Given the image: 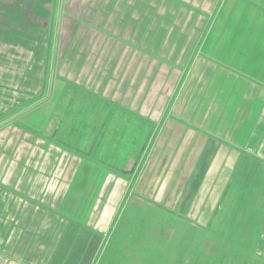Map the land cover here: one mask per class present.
<instances>
[{"label":"crops","instance_id":"0c3cea01","mask_svg":"<svg viewBox=\"0 0 264 264\" xmlns=\"http://www.w3.org/2000/svg\"><path fill=\"white\" fill-rule=\"evenodd\" d=\"M47 5V0H0V63L10 61V45L26 46L27 36V46H36L32 49L35 57L43 64L47 61L42 47L48 44L40 27L33 26L34 19H48ZM21 23L24 31L18 27ZM32 32L37 34L36 43L29 38ZM20 38L22 42H12ZM256 47L258 56L252 57V65L246 66L250 56H239L230 57L225 68L195 70L187 95L179 93L171 102L172 92L159 106L158 102L138 104L134 93L120 96L126 92L118 82L111 85L109 78L104 79L111 68L99 72V97L116 99L113 104L134 110L159 127L157 143L150 140L152 147L142 158L131 157L127 165L128 158L122 164L97 157L94 140L69 142L78 123V132L92 125V132L104 127V121L76 119L81 107H75L70 118L66 112L58 122L46 103L38 108V115L34 112L32 117L1 126L0 264H81L90 253L88 248L95 246L98 259L93 264H98L120 218L147 209H161L158 213H164V219L171 216L193 224L192 228L198 225L208 230L212 239L204 250L209 257L218 229L244 240L255 239L244 242L241 264H264V38L257 40ZM15 55L12 60L21 61ZM184 76L177 77L176 88ZM128 83L125 89L136 88L131 80ZM21 85L25 93L24 82ZM40 87L39 77L28 94L34 98ZM213 88L216 92L211 94ZM54 89L67 91L52 86V94ZM7 91L8 87L0 86V119L32 99L8 97ZM104 106L97 105L95 111L114 116L113 105ZM111 134L100 136L101 144L120 153L124 141L110 138ZM135 192L142 197L132 200ZM126 205L133 210L127 212ZM229 209L245 210V215L233 216ZM237 222L241 227L234 231ZM163 230L169 231L166 226ZM83 240L86 245L80 252L75 244Z\"/></svg>","mask_w":264,"mask_h":264},{"label":"rangeland","instance_id":"374dc122","mask_svg":"<svg viewBox=\"0 0 264 264\" xmlns=\"http://www.w3.org/2000/svg\"><path fill=\"white\" fill-rule=\"evenodd\" d=\"M47 4L48 19L33 20L36 23L33 26L40 27L48 44L42 47L47 61L43 64L35 57L32 49L36 46H27V36L26 46L10 45V61L0 63V86L8 87V97L23 95V99H31L33 96L28 93L33 91L39 77L42 90L25 106L2 117L0 127L14 119L38 115V108L46 103L52 106L58 122L66 112L70 118L75 107H81L76 119L100 124L104 121V127L92 132V125L78 132L80 124L76 123L69 142L84 144L94 140L97 157L122 164L128 158L124 165L131 157L136 161L138 157L141 159L152 147L151 141L157 143L159 127L137 116L134 110L113 104L116 99L111 101L106 94V100L99 97V72L102 74L111 68L104 79L109 78L111 85L118 82V87L126 92L120 96L134 93L138 104L158 102L159 106L169 100L172 92L175 95L171 102L179 93L187 95L195 70L201 69L202 73L225 68L230 57L239 56H250L246 66L253 64L252 57L255 60L258 56L256 42L264 38V0H47ZM35 14L39 15L40 10ZM18 27L25 30L22 23ZM36 35L32 32L29 37L35 43ZM248 44L252 46L248 48ZM14 54L21 61H13ZM58 72L62 73L61 77ZM181 75L185 76L176 88L177 77ZM129 80L136 88H124L130 86ZM22 82L27 88L25 93ZM52 86L67 88V91L59 93L54 89L52 94ZM209 92L215 93V88ZM73 97L77 99L72 100ZM104 103V108L113 105L114 116L107 115L108 111H95L97 105ZM111 120L114 123L110 124ZM145 129L147 135H144ZM105 133H112L110 138L115 140L121 137L124 142L120 144V153L118 149L107 150L106 145L102 146L100 136ZM135 196L140 194L132 193L130 198L133 200ZM125 208L127 212L133 210L132 205ZM146 211L136 212L137 217L131 214L120 218L98 264H241L244 242L255 240H244L218 229L213 239L215 250L209 257L204 250L212 239L208 230L198 225L192 228L193 224L171 216L164 219V213H158L161 209ZM229 213L241 217L245 210L229 209ZM164 226L169 231H164ZM240 227L241 223L237 222L234 231ZM82 245L84 249L86 241L75 244L78 251ZM91 249L88 248L90 253L82 258L81 264L97 261V246Z\"/></svg>","mask_w":264,"mask_h":264}]
</instances>
